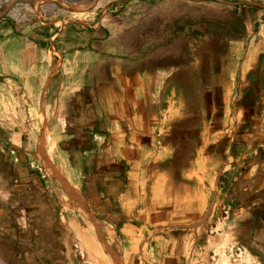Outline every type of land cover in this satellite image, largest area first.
Returning <instances> with one entry per match:
<instances>
[{"label": "rangeland", "instance_id": "rangeland-1", "mask_svg": "<svg viewBox=\"0 0 264 264\" xmlns=\"http://www.w3.org/2000/svg\"><path fill=\"white\" fill-rule=\"evenodd\" d=\"M8 1L0 0V10ZM238 1L264 4V0H96L86 10H73L45 0H20L0 16V190L23 174L18 165L26 171L35 170L56 203L64 237L78 264H154L148 263V258L156 262L165 254L164 247L172 255L161 256L158 264H264V235L257 237L255 233L262 217L261 206H257L260 202L250 199L241 205L243 199L235 195L242 185L235 183L232 175L238 176L240 169L229 162V127L227 121L221 122L222 100L227 91L233 96L234 90L226 87L227 64L236 59L241 38L264 22V7L245 8ZM4 17L13 20V28ZM59 27L56 49L49 38L48 50L34 44L20 56L17 49L21 45L10 40H30L43 30L54 32ZM107 45L109 50H105ZM7 49L14 50L15 63H21L18 71L8 68ZM92 54L97 60L90 61ZM149 57L158 65L172 66L166 74L161 72L166 101L159 106L183 115L168 122L166 133L160 132L168 146L178 147L172 160H190L192 146L200 143L198 129L203 126L209 132L204 160L206 171H211L206 176L215 175L218 168L212 166L218 162L221 173L217 181L205 182L207 209L203 216L176 215V207L155 198L151 201L152 209L156 207L152 215L131 221L136 230L123 229V223L111 217L96 215L94 219L90 215L64 174L70 170L67 167L62 174L73 186V194L68 195L54 179L50 182L43 153L57 160L59 136L52 134L50 126L56 101L77 89L71 83L76 72L96 68L101 58L111 59V63L104 60L98 64L107 68L116 58L136 62ZM106 79L103 75L102 81ZM212 127L219 135L213 136ZM76 160L68 158L73 183L83 171ZM177 220H182L180 225L172 226ZM79 235L86 238L81 237L84 242ZM5 249L0 244V251Z\"/></svg>", "mask_w": 264, "mask_h": 264}, {"label": "crops", "instance_id": "crops-1", "mask_svg": "<svg viewBox=\"0 0 264 264\" xmlns=\"http://www.w3.org/2000/svg\"><path fill=\"white\" fill-rule=\"evenodd\" d=\"M60 29L52 32L50 39ZM10 40L21 45L17 49L20 56L35 46L23 37ZM237 44H240V51L236 59L227 64L229 79L226 87L234 89L233 96L227 91L226 98L222 100L221 122H228L229 162L240 169L238 176L236 173L232 175L234 182L242 185L235 195L239 194L243 199L241 205L250 199L260 202L257 206H261L262 217L255 228L259 237L264 235V22ZM11 51L7 49L6 63L14 72L20 69L21 63H15ZM93 54L90 61L97 60ZM116 59L107 68L98 64L110 58L99 59L96 68L89 71L82 67L71 82L75 84L76 91H68V95L56 101L50 127L52 134L59 136L58 155L53 161L43 153L44 165L49 169L45 170L49 175L45 174L50 182L54 179L71 195L70 191L74 192L72 185L62 172L66 167L70 173L73 172L68 158L76 157V163L79 161V165H83L76 182L71 181L69 171L63 173L76 187L85 208L93 218L100 215L104 219L111 217L113 221H120L123 229L131 227L136 230L131 221L152 215L156 207L152 209L151 201L155 198L176 207L179 210L174 213L176 215L203 216L207 209L205 182L217 181L221 173L218 162L212 166L213 169L218 168L215 175L211 178L206 176V172L211 171H206L204 160L205 137L209 132L203 126L198 129L200 143L192 146L190 160H172L178 147L168 146L164 133L160 132L166 133L168 122L180 120L183 115L178 111L169 113L171 107L159 106L166 101L161 91L164 84L161 72L166 74L172 66L153 63L152 59L149 61L150 57L145 61L139 58L136 62ZM103 75L107 77L105 81H102ZM212 131L213 136L219 135L217 128ZM38 152L39 149L37 156ZM18 167L23 174L0 190V244L7 249L0 251V264H78L70 242L64 237L66 232L61 227V214L46 193L43 181L35 170L26 171L23 165ZM257 206H252V209ZM180 222L182 220L172 221L171 225L178 226ZM36 224L45 239L48 237L49 241L57 243V255L37 263L19 261L17 246L24 243L25 247L28 240L19 238L25 232L23 230L30 231ZM143 227L141 225L140 229ZM92 232L94 234L93 228ZM77 237L86 239L81 235ZM14 238L20 243L14 242ZM87 241L92 244L89 239ZM52 245L49 243L47 246ZM166 249L164 247L165 254L161 255L165 258L172 255V251ZM160 257L156 262L150 257L152 259L148 258V263L158 264Z\"/></svg>", "mask_w": 264, "mask_h": 264}, {"label": "flooded vegetation", "instance_id": "flooded-vegetation-1", "mask_svg": "<svg viewBox=\"0 0 264 264\" xmlns=\"http://www.w3.org/2000/svg\"><path fill=\"white\" fill-rule=\"evenodd\" d=\"M25 232H22V237L19 238L20 240H27V243H25V247H23L24 243H20L17 239L14 238V242L20 243L19 246H17V249L20 256L17 259L19 261H35L40 262V260L49 259V258H55L57 255V243L52 242L48 240V237H43V235L38 232V225L36 224V227L30 231L23 230ZM16 240V241H15ZM49 243H53V245H49Z\"/></svg>", "mask_w": 264, "mask_h": 264}, {"label": "water", "instance_id": "water-1", "mask_svg": "<svg viewBox=\"0 0 264 264\" xmlns=\"http://www.w3.org/2000/svg\"><path fill=\"white\" fill-rule=\"evenodd\" d=\"M16 1H19V0H9L8 3H6V5L0 10V16L3 15ZM45 1L51 2V3H57L63 7H67L73 10H86L89 7H92L93 4L96 2V0H91L89 2H83V3H75V2L66 1V0H45ZM236 3L264 7L263 3H260L257 1H238ZM236 3H232V4H236Z\"/></svg>", "mask_w": 264, "mask_h": 264}, {"label": "trees", "instance_id": "trees-1", "mask_svg": "<svg viewBox=\"0 0 264 264\" xmlns=\"http://www.w3.org/2000/svg\"><path fill=\"white\" fill-rule=\"evenodd\" d=\"M241 7H254V6H251V5H248V4H242V5H239ZM6 21L10 22L11 23V27L13 28L12 24H13V20L11 18H8V17H4ZM52 34V32H49V31H41L39 33H37V35H39V37H29V39L40 49H45V50H48L50 48V42H49V38H50V35ZM16 35H21L19 33H16ZM52 44H53V47L56 49V46L54 44L55 42V37L52 39ZM144 53V52H143ZM109 63H111V60H109Z\"/></svg>", "mask_w": 264, "mask_h": 264}, {"label": "built area", "instance_id": "built-area-1", "mask_svg": "<svg viewBox=\"0 0 264 264\" xmlns=\"http://www.w3.org/2000/svg\"><path fill=\"white\" fill-rule=\"evenodd\" d=\"M73 246L75 247V249H77V251L80 254V256H82L81 251L79 250V247L76 244H74Z\"/></svg>", "mask_w": 264, "mask_h": 264}, {"label": "bare ground", "instance_id": "bare-ground-1", "mask_svg": "<svg viewBox=\"0 0 264 264\" xmlns=\"http://www.w3.org/2000/svg\"><path fill=\"white\" fill-rule=\"evenodd\" d=\"M65 187H67V186L65 185ZM67 188H68V187H67ZM68 190H69V189H68ZM69 191H70V190H69ZM70 193H71V194H73V192H72V191H70ZM116 263H117V262H116Z\"/></svg>", "mask_w": 264, "mask_h": 264}]
</instances>
